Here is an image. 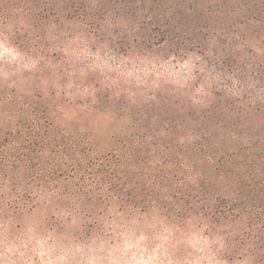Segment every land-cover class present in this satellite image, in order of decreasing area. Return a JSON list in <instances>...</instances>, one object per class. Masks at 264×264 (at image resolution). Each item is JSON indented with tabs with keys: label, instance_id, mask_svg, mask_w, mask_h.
I'll list each match as a JSON object with an SVG mask.
<instances>
[{
	"label": "trees",
	"instance_id": "1",
	"mask_svg": "<svg viewBox=\"0 0 264 264\" xmlns=\"http://www.w3.org/2000/svg\"><path fill=\"white\" fill-rule=\"evenodd\" d=\"M5 41L36 68L0 76L1 250L172 214L264 264V0H0Z\"/></svg>",
	"mask_w": 264,
	"mask_h": 264
},
{
	"label": "rangeland",
	"instance_id": "2",
	"mask_svg": "<svg viewBox=\"0 0 264 264\" xmlns=\"http://www.w3.org/2000/svg\"><path fill=\"white\" fill-rule=\"evenodd\" d=\"M3 50V45L0 43V53ZM0 61H3V56H0ZM32 148L31 146L29 149L32 150ZM259 188L260 186H257L253 192L255 203L247 201V207L259 206V196L256 197L259 194ZM255 219L258 220V218ZM39 220L40 218L37 216L36 220L31 221L32 225H36ZM115 223H104V226L89 232L88 236H82L84 239L82 241H71L67 238L49 239L50 236L47 233H34L31 230L26 231L25 235H21L20 239L28 241L31 237L34 241L29 247L34 246L37 240H47V246L56 248L54 255L68 253L66 257L68 264H90V262L91 264H136V260L147 259L153 255L156 259L152 261V264H164L165 261L189 260V253L193 254L194 259L203 254L199 251L204 247V243L200 239H195L190 235H184L179 240L172 238V214L167 216L163 214L146 215L142 216L139 222L129 219L117 224L122 226H116ZM72 228L71 226L70 229ZM112 229L114 233H110ZM141 236L144 237L142 241L140 240ZM257 238H261V235ZM181 239L187 242L179 244ZM179 246L183 247V253L175 255L174 251ZM6 253L7 251L0 248V264L6 258ZM17 255L18 253L12 254V258L16 259ZM33 259L36 264V258ZM201 264H206V262L201 261ZM233 264L247 263L237 260Z\"/></svg>",
	"mask_w": 264,
	"mask_h": 264
},
{
	"label": "clouds",
	"instance_id": "3",
	"mask_svg": "<svg viewBox=\"0 0 264 264\" xmlns=\"http://www.w3.org/2000/svg\"><path fill=\"white\" fill-rule=\"evenodd\" d=\"M3 52L0 53V56H3V62L7 66L4 69H0V76L4 80L12 75H15L21 71V66L24 69H35L36 61L26 58L25 56L16 53L14 49L10 48L5 41L3 44ZM83 74V70H81ZM71 87V85H69ZM51 239V237H49ZM143 236L140 237L142 241ZM204 247L199 251L203 253L192 260L186 261H165L164 264H201V261H205L206 264H223V261L217 259L209 250V243L207 240L204 242ZM33 244L32 238L30 237L26 243H21L19 248L10 247L7 249L6 258L2 261V264H34V257L36 258V264H68L66 257L68 253L64 252L63 254L54 255L56 248L54 246H47V240H37L34 246L29 247ZM16 259L12 258V254H17ZM156 257L149 256L147 259L136 260V264H152ZM91 264V262H90Z\"/></svg>",
	"mask_w": 264,
	"mask_h": 264
}]
</instances>
